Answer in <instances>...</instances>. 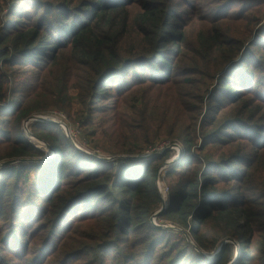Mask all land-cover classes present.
<instances>
[{
	"label": "trees",
	"instance_id": "trees-1",
	"mask_svg": "<svg viewBox=\"0 0 264 264\" xmlns=\"http://www.w3.org/2000/svg\"><path fill=\"white\" fill-rule=\"evenodd\" d=\"M18 1L29 10L13 12ZM31 1L13 0L8 20H14L6 28L0 25V104L15 99L13 86L34 91L18 99L12 111L0 109L6 115L1 120L0 161L29 160L0 168V221L11 217L19 226L37 225L46 234L73 211L77 220L93 223L101 242V264H149L152 255L166 257L170 264H189L184 262L188 258L206 262L210 259L204 253L220 247L208 264H264V53L254 50L263 34L255 32L247 52L238 40L230 39L232 47L223 52L230 63L228 72L219 74L217 95L210 96L196 126L190 119H173L164 126L168 137L176 129L183 131L185 155L174 168L189 172L172 205L156 220L189 231L195 246L174 242L155 256L159 245L170 239L150 223L162 204L157 170L170 158V150L134 160L137 166H115L75 150L65 135L54 134L52 127L58 125L35 122L30 134L57 156L39 162L46 154L28 141L21 126L32 113L51 107L41 101L38 90L48 83L52 66L59 74L52 81L62 78L58 94L67 89L68 76L77 100L94 112L128 78L149 74L163 79L156 86L165 85L187 42L178 5L175 0ZM211 35L208 39L217 48L229 37L222 29ZM242 51L255 58H242ZM23 67L38 71L33 84L15 80ZM173 172L177 171L168 170L169 178ZM32 206L38 209L36 216ZM228 242L237 244L236 254Z\"/></svg>",
	"mask_w": 264,
	"mask_h": 264
},
{
	"label": "rangeland",
	"instance_id": "rangeland-1",
	"mask_svg": "<svg viewBox=\"0 0 264 264\" xmlns=\"http://www.w3.org/2000/svg\"><path fill=\"white\" fill-rule=\"evenodd\" d=\"M12 1L0 0V25L2 28L7 27L9 20H14L13 17L8 20ZM25 1L29 2V0ZM54 1L32 0L30 4H36V2L47 4L46 2ZM175 1L178 5L176 12L180 19L179 24L181 29L187 33V42L184 47V56L177 59L175 68L165 85L156 86L163 79L158 80V77H152L149 74H145L146 77L143 74L137 78H128L112 98L106 99L98 105L99 112H94L87 110L77 100V91L69 83L68 76L67 89L63 90L61 95L58 94L61 88L59 82L62 78L58 82L52 81L54 77H59L57 68L52 66L49 69L48 83L44 89L38 90L41 101L51 104V107L38 114L32 113V116L29 117L39 116L47 119L48 117L62 116L69 127L78 133L77 138L74 139L75 146L72 140L68 139L69 145L71 144L79 152L88 151L95 154L91 156L108 159L111 163L115 162V166L119 164L137 166V162L134 161L137 160L136 157H150L170 150V158L164 161L156 174V186L162 183L164 189H167L163 196L157 186L162 202L166 204V208L163 210H168L172 205L179 186L189 172L187 168H174L178 159L185 155L180 143L183 131L176 129L174 136L168 137V131L164 126L173 119L180 122L190 119L192 127L200 122L203 114L206 113L210 96L216 97L217 95L219 74L228 72L225 70L230 63L226 62L227 58L224 56L233 45V41L230 39L238 40L237 44L244 46L243 51L247 52L255 32H261L263 35L256 40V49L254 50L256 54L264 53V0ZM19 4L20 1L13 5V12L22 9L29 10L25 5L19 7ZM218 29L229 34L228 39H223L220 49L211 44L208 39ZM245 52L242 58H248V60L255 58ZM38 75V71L32 67H23L15 80L33 84ZM141 84L144 85L140 87ZM33 92V89L30 88L13 86L12 96L16 97L10 104L7 102L5 107L9 112L12 111L18 107V99L21 97L24 99V96H30ZM223 98L221 97L220 100L223 101ZM142 100L144 103L141 105ZM2 112L0 128L1 120L6 118L5 112ZM41 122L44 123V126L50 123L44 120ZM52 129L57 136L64 135L59 126H54ZM40 143L41 146L33 144L46 154L38 159L39 162L47 155L50 156L48 157L49 161L57 158L54 150L50 152L46 148V143L42 141ZM38 160L31 162H38ZM8 161H15L16 164L23 160H2L0 166ZM172 169L177 172H173L169 178L167 172ZM29 178L33 181L35 174H30ZM160 208L161 206L157 211ZM31 211L34 216L38 214L36 207L32 206ZM84 219L82 217L77 220L71 211L61 222L51 225L46 234L37 225L23 224V226H19L11 217L8 222L0 221V264H101L104 258L99 259L97 250V246L101 242L94 232L93 223ZM150 223L155 227H161L169 233L167 236H170L168 244L159 245L154 253L155 256L166 251L174 242H178L179 246H183L184 242L195 246L189 231L180 229L166 220L158 222L154 215ZM12 232L14 233L12 234ZM22 236H28L29 240L26 239L24 242ZM230 244L236 254L238 252L237 244L235 242ZM220 249L217 248L211 254L204 253L206 259H210L206 262L200 260H197L198 263L190 262L189 258L184 262L208 264L213 261L215 254ZM171 253L173 255V249L169 254ZM233 260V262H237L235 257ZM112 264L116 263L112 262ZM149 264H170V262L166 257H153L152 255L149 258Z\"/></svg>",
	"mask_w": 264,
	"mask_h": 264
},
{
	"label": "built area",
	"instance_id": "built-area-1",
	"mask_svg": "<svg viewBox=\"0 0 264 264\" xmlns=\"http://www.w3.org/2000/svg\"><path fill=\"white\" fill-rule=\"evenodd\" d=\"M5 105L4 104H0V109L4 108ZM41 120H44L46 122H50V123H53V124H56L59 126V128L61 129V131L63 132V134L71 141L72 140V143L73 145L75 146V140L78 136V133L76 131H73L67 121L62 117V116H53V117H48L47 119L46 118H43V117H39V116H33L31 117L28 121L26 120L25 122L22 123V131L23 133L25 134L26 138L28 139L29 141V138H28V135L30 134V126L35 123V122H41ZM85 154H88V155H95V154H91L89 153L88 151H81ZM98 158V157H97ZM105 160H108V159H105ZM157 186L159 187V191L160 193L162 192L163 193V196L164 194L167 192V189L165 188L164 189V186L163 184H157Z\"/></svg>",
	"mask_w": 264,
	"mask_h": 264
},
{
	"label": "water",
	"instance_id": "water-1",
	"mask_svg": "<svg viewBox=\"0 0 264 264\" xmlns=\"http://www.w3.org/2000/svg\"><path fill=\"white\" fill-rule=\"evenodd\" d=\"M30 119V118H29ZM28 119V120H29ZM27 120V121H28ZM28 138H29V142L30 143H32L33 144V142H32V139H35L36 141H38V142H41V141H39V140H37L36 138H34L31 134H29L28 135ZM46 148L50 151V152H53V150L48 146V145H46ZM48 157H50L49 155H47V157H44L43 159H42V161H48L50 158H48ZM146 158H149V156H141V157H136L135 159H146ZM32 161V160H31ZM22 162H29V160H23ZM172 163V162H171ZM170 163V164H171ZM12 164H15V161H8V162H5V163H3L2 164V166H0V168L1 167H4V166H8V165H12ZM164 208H166V204H165V202H162V204H161V208L154 214V217L155 218H157L162 212H163V209ZM221 248V247H220Z\"/></svg>",
	"mask_w": 264,
	"mask_h": 264
},
{
	"label": "bare ground",
	"instance_id": "bare-ground-1",
	"mask_svg": "<svg viewBox=\"0 0 264 264\" xmlns=\"http://www.w3.org/2000/svg\"><path fill=\"white\" fill-rule=\"evenodd\" d=\"M32 142H33V144H36V145H38V146H41V143L38 142V141H36L35 139H32ZM39 143H40V144H39Z\"/></svg>",
	"mask_w": 264,
	"mask_h": 264
}]
</instances>
